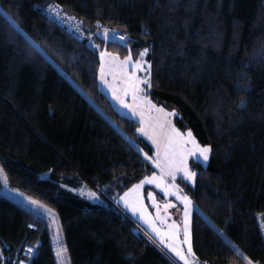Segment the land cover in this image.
<instances>
[{
  "label": "trees",
  "instance_id": "1",
  "mask_svg": "<svg viewBox=\"0 0 264 264\" xmlns=\"http://www.w3.org/2000/svg\"><path fill=\"white\" fill-rule=\"evenodd\" d=\"M47 5L77 17L91 39L100 27L126 38L103 51L136 60L148 49V96L211 149L194 186L182 184L195 207V260L264 264V0H0L9 187L57 216L69 264H176L114 202L154 173L144 159L152 148L100 91L99 53L50 21ZM1 242L12 252L38 244L31 264H56L46 220L0 193Z\"/></svg>",
  "mask_w": 264,
  "mask_h": 264
},
{
  "label": "snow or ice",
  "instance_id": "2",
  "mask_svg": "<svg viewBox=\"0 0 264 264\" xmlns=\"http://www.w3.org/2000/svg\"><path fill=\"white\" fill-rule=\"evenodd\" d=\"M54 9L49 8V12L52 13ZM55 15L60 19V13L55 12ZM10 19V18H9ZM64 19L71 20V17H64ZM13 26L18 29V26ZM99 27V25H97ZM19 30V29H18ZM76 31L79 32L80 28L77 26ZM115 35V34H114ZM109 38V33L107 30L104 32V40L107 41ZM115 38L124 42L126 38L124 36L116 35ZM31 42V41H30ZM33 43V47L37 52H40L38 46ZM93 47H97L93 45ZM148 49H144L140 53L141 59H137L134 63L132 62V57H125L122 62L119 61L118 57L112 56L108 52L100 53V72L97 76V80L103 85L108 92L110 93L111 101L115 102L120 109L128 110L132 116H140L139 127L136 129V133L141 136L146 137L151 141L153 147L156 148L154 153L155 159L147 154H144V159L151 162L152 166L160 170V175L157 176L156 173H153L151 176H145L138 184H134L128 192H125L120 200L123 202L125 209L130 211L133 216H136L139 213V217L142 221L149 224L152 233H155V238L159 240L160 245L163 246L169 253L174 257L178 258L183 264H198L194 258V252L192 247V242L190 238L189 223L190 217L195 211L192 200L188 196H181L179 194L180 189L176 184L169 185L165 177H171L173 181L176 180L178 173H183L182 179L194 183L197 173L190 169L189 159H195L198 163H206L209 160V154L211 149L207 146H200L197 144L195 139L192 137V133L189 131L186 135L178 132L174 127H172L170 121L162 120L160 117L156 118V123L151 122V117L146 120L142 111H138L142 105L144 108H147L149 112L155 111L167 117L174 115V113L165 112L163 108H157L156 105L152 104L150 100L147 99L145 89L142 85L151 87L150 71L144 68L143 57L146 55ZM150 69V65H149ZM145 72V76L140 78L137 73ZM111 75L113 81L110 83L107 80V76ZM131 98L132 104L128 103V98ZM245 103L244 100H241V104ZM111 107V105H109ZM126 142L129 143L130 147L135 148L136 145L133 141L129 140L126 136L123 137ZM188 145H192L191 148H188ZM139 152L140 150L137 149ZM3 169L0 168V176H3ZM5 187H7V179H3ZM146 184H154L158 189H160L164 196L176 195L177 199L181 200L184 204V228L183 236L184 239L181 242H178L179 232L177 230V225L172 224L168 226L166 232H162L154 223L150 222L146 216V209L143 206L142 198L140 196V190ZM131 193H135V198L133 200L129 199ZM17 196H22V193H16ZM89 198L96 200L98 197L94 192H90ZM148 199L152 200L153 207L157 209V219H160L159 215V205L156 204L155 198L152 193H148ZM24 203L31 205L33 210L37 207L44 209L46 212H50V209H45V206L40 204L37 200L31 199L30 197H23L22 206ZM175 205L165 204L164 208L167 210L170 207ZM163 222V221H161ZM29 227H33L29 225ZM151 238V237H150ZM184 245L187 246V251L184 250ZM29 254L33 253V248L25 249ZM65 250L63 248L57 251V256L60 257ZM239 255V252H237ZM191 258V259H190ZM247 261V264H253V261L248 257H243ZM20 264H23L21 261Z\"/></svg>",
  "mask_w": 264,
  "mask_h": 264
},
{
  "label": "rangeland",
  "instance_id": "3",
  "mask_svg": "<svg viewBox=\"0 0 264 264\" xmlns=\"http://www.w3.org/2000/svg\"><path fill=\"white\" fill-rule=\"evenodd\" d=\"M60 9L62 11H64V12H66L61 7H60ZM66 13H68V12H66ZM92 40L94 42V45L97 46L93 50H95L96 52H98L99 53V56H100V53L101 52H105V51H103V49H104L105 45L107 44V42L106 43L105 42H102V41L99 40V38H97V40H94V39H92ZM110 54L112 56L118 57L120 62H122L124 60V58H120L119 56H117V55H115L113 53H110ZM137 59H141V57L139 56ZM142 59H143V61H145L144 68L146 70H149L150 71V69H149V65L150 64L146 60V55ZM136 60L132 58V62L133 63ZM100 63H101V61H100ZM99 71H100V68H99ZM137 75L140 78H143L145 76V72H143V71L142 72H139V73H137ZM107 80L111 83L113 81V77L111 75H109V76H107ZM99 85H100V89L111 100L110 93L108 92V90L103 85H101L100 82H99ZM142 87L145 89V93L147 95V99L150 100L152 104L156 105L157 108H163L165 110V112L174 113L173 111H171L167 107L159 106V105L153 103L152 100L150 99V97L148 96V92H149V89L150 88L147 87L146 85H142ZM111 102H113V101H111ZM128 103L129 104H132L133 103L130 97L128 98ZM113 104H114V106L118 109V111L121 114H123L127 118H129V119L133 120L134 122H136L137 125H138V127L140 126L139 125V120H140V116L139 115L132 116V114L128 110H126V109H120L119 106L115 104V102H113ZM138 111H142L143 112L146 120H148L151 117V122L152 123H156V118L157 117H160L162 120L170 121L172 127H174L178 132H180L182 134H185V135L189 132V130L181 131V130H179L176 127V125L174 123V116H175V114L174 115L167 116V117H163L162 114L157 113L154 110L151 111V112H149V110L147 108H144L142 105L140 106V108L138 109ZM139 137L145 139V141H147L148 144L151 146V148H152V155H151V157L153 159H155L154 153L156 152V148L153 147L151 141H149L144 136L139 135ZM192 137L194 138L193 135H192ZM195 141H196V139H195ZM197 144L200 145L198 142H197ZM200 146L203 147V145H200ZM191 147H192V145H188V148H191ZM148 162L151 164L150 161H148ZM207 163H208V161L206 163H203V162H199L198 163L195 159H192V158L189 159V167H190L191 170L195 171L196 173H197V166L198 165L199 166H202V167H206ZM153 169H154V173H156L157 176H159L161 174L159 169H156L154 167H153ZM152 174H150L148 176H151ZM182 176H183V173H178L177 174V178H176L175 181H173L171 179V177H165V180H166V182L169 185H171L173 183L176 184L178 186V188L180 189L179 194L181 196H185L186 195V196H188L190 198V196L188 194H186L185 191L183 190L182 184L187 185V186H190V187H193L194 184H195V182L194 183H189V182L183 180L182 179ZM1 183L5 187V185L3 183V179L0 176V184ZM131 188H129V189H131ZM83 189H84V191L89 192L88 189H86V188H83ZM129 189L127 191H125V192H128ZM149 192L152 193L153 197L155 198L156 204L159 205V215H160V219H157V209L155 207H153L152 200H149L148 199V193ZM11 193H15V192L10 191L9 194H11ZM124 193H122L121 195H118V196L114 197V202L120 208V210L123 212V214L126 217H128L129 219H131L132 221H134L138 225L137 232H141L142 234L145 233L144 235L147 236V237H149V239H151V241L156 246H158V248H160L164 253H166L167 255H169L178 264H183L182 261H180L178 258L174 257L171 253H169L166 249H164L162 245H160L159 240L155 238V233H152L151 228L149 227V224L148 223H145L144 221H142L140 219L139 213H137L136 216H133V214L130 211H128L127 209H125L123 202L120 200V197H122L124 195ZM139 194H140V196L142 198L143 206L147 210L146 211V216L148 217L149 221L152 222V223H154V225L156 227H158L162 232H166L168 230V226L169 225H172V224L177 225V230L179 232L178 242L183 241V239H184V236H183V228H184V216H183V213H184V204L182 203V201L179 200V199H177L176 195H170V196L165 197L164 196V193L160 189H158L154 184H146V185H144L143 188L140 190V193ZM135 195H136L135 193H131L130 196H129V199L130 200H133L135 198ZM21 197L23 198V197H25V195L24 196L22 195ZM18 200H19L18 201L19 204L22 205L23 200H20V198H18ZM165 204H171V205H175V206L174 207H170L167 210H165V208H164V205ZM23 207H26L28 209H32L33 210L32 206L31 205H28L26 203H24ZM46 209H48V208H46ZM35 210H37L38 212H42L41 215L43 216V218L47 222L48 230L50 232V235H51V238H52V242H53V246H54V250H55L58 242L61 241V243L64 244V242H63V236H62V233H61V230H60V225H59L58 218L53 213V211L50 212L52 214H48V212H46L44 209H41L39 207H37L36 209H34V211ZM191 219H192V215L190 217V223H189L190 238H191ZM161 221H163V222H161ZM183 247H184V250L186 252L187 251V246L184 245ZM56 261H57V264H64V256L61 255L60 257H58L57 254H56Z\"/></svg>",
  "mask_w": 264,
  "mask_h": 264
},
{
  "label": "built area",
  "instance_id": "4",
  "mask_svg": "<svg viewBox=\"0 0 264 264\" xmlns=\"http://www.w3.org/2000/svg\"><path fill=\"white\" fill-rule=\"evenodd\" d=\"M54 9V11L52 13L49 12V8ZM58 11L60 13V19H58L55 15V12ZM44 13L47 15L48 19L50 21H52L53 23H55L61 30H63L65 33H67L68 35H70L73 39L76 40H86L87 41V45L94 49L95 47H93L94 42L91 39L92 36L94 35H90L85 33L84 28L82 26L81 21L77 18L74 17L64 11H62L60 9L59 6L56 5H47L44 8ZM64 17H71L73 19L68 20V19H64ZM77 26H79L80 31L77 32L76 28ZM105 30L108 31L109 33V38L107 41L104 40V32ZM115 34V35H114ZM116 35L122 36L116 32L111 31L110 29H106L104 27H100L98 32L96 33V37H99L102 39V42H116V43H122V41H120L119 39L115 38ZM257 222H258V228H259V232H260V236L261 239L263 241L264 244V213H260L257 217ZM137 229V227H136ZM141 233V232H139ZM37 247L38 244L35 246H31L28 243H23L22 245H20L16 251L12 252L10 251L9 246L4 243L1 242V246H0V264H20V262L22 261L23 264H31L32 259L36 256L37 254ZM28 248H33V253L29 254L28 252L25 251V249ZM198 264H207L204 262L198 263Z\"/></svg>",
  "mask_w": 264,
  "mask_h": 264
},
{
  "label": "crops",
  "instance_id": "5",
  "mask_svg": "<svg viewBox=\"0 0 264 264\" xmlns=\"http://www.w3.org/2000/svg\"><path fill=\"white\" fill-rule=\"evenodd\" d=\"M100 72V71H99ZM98 75H99V73H98ZM98 87H99V89H100V85H99V81H98ZM100 91L103 93V94H105L101 89H100ZM106 95V94H105ZM107 96V95H106ZM108 97V96H107ZM108 99H109V97H108ZM109 101H110V103H111V105H112V107L114 108V110L118 113V114H120L121 116H123V117H126V116H124L123 114H121L119 111H118V109L114 106V104H113V102H111V100L109 99ZM127 118V117H126ZM129 119V118H128ZM144 141H145V139H144ZM145 142H147V141H145ZM148 143V142H147ZM1 178L2 179H4V176H1ZM0 186H1V189H0V193L4 196V197H6V198H8V199H10V200H12V201H14L15 203H17L18 205H20L19 204V200H18V198H20V200H23V198L21 197V196H17L16 195V193H20V192H18V191H16V190H14V189H11L10 187H9V185H8V182H7V187H4L3 185H2V183L0 184ZM6 189V190H5ZM7 191V192H6ZM10 191H13V192H15V193H11V194H9V192ZM24 196V195H23ZM20 206H22V205H20ZM23 207V206H22ZM24 208H26V207H24ZM26 209H28V208H26ZM46 209V208H45ZM29 210H32V209H29ZM33 212H35L36 214H38L39 216H42L41 215V213L42 212H38L37 210H32ZM51 212V211H50ZM50 212H48V214H52V213H50ZM43 217V216H42ZM51 236V235H50ZM51 242H52V238H51ZM64 242V241H63ZM61 248H63L65 251L63 252V256H64V264H69V261H68V258H67V252H66V248H65V245L63 244V243H61V241L60 242H58L57 243V246H56V249L54 250V246H53V242H52V249H53V252H54V256H55V260H56V253H57V251L59 250V249H61ZM170 257V256H169ZM173 261H174V259H173ZM63 262V261H62ZM176 264H178L176 261H174ZM56 264H57V261H56Z\"/></svg>",
  "mask_w": 264,
  "mask_h": 264
}]
</instances>
